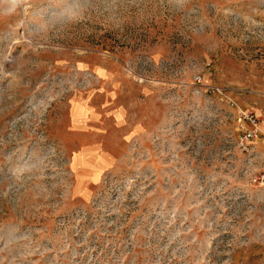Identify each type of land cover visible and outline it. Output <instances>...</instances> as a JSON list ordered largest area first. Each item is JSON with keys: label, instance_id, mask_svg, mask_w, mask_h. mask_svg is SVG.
<instances>
[{"label": "rangeland", "instance_id": "1", "mask_svg": "<svg viewBox=\"0 0 264 264\" xmlns=\"http://www.w3.org/2000/svg\"><path fill=\"white\" fill-rule=\"evenodd\" d=\"M109 3L0 5V264H264V0Z\"/></svg>", "mask_w": 264, "mask_h": 264}, {"label": "clouds", "instance_id": "2", "mask_svg": "<svg viewBox=\"0 0 264 264\" xmlns=\"http://www.w3.org/2000/svg\"><path fill=\"white\" fill-rule=\"evenodd\" d=\"M22 3L24 0H0V5H10L8 14L15 13ZM172 3L176 9H182L185 0H172ZM61 4L64 7L60 15L69 23L80 20L90 11H96L98 4H103L105 11H111L109 0H61ZM2 15L3 13H0V16Z\"/></svg>", "mask_w": 264, "mask_h": 264}, {"label": "built area", "instance_id": "3", "mask_svg": "<svg viewBox=\"0 0 264 264\" xmlns=\"http://www.w3.org/2000/svg\"><path fill=\"white\" fill-rule=\"evenodd\" d=\"M196 80L198 82H201L202 77L199 75L197 76ZM215 90L219 93H223L224 88L216 87ZM228 99L231 102V105L238 106L237 102L234 99H232L231 97H229ZM239 110L242 114V117L245 118L250 125L249 128H247L241 136V144L245 148H247L248 142L264 136V118H260L253 111H246L242 108H239ZM259 180L261 181L262 185H264V169L259 174Z\"/></svg>", "mask_w": 264, "mask_h": 264}]
</instances>
